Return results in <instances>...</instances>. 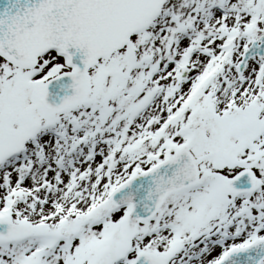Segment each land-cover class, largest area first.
Segmentation results:
<instances>
[{"label":"snow or ice","instance_id":"1","mask_svg":"<svg viewBox=\"0 0 264 264\" xmlns=\"http://www.w3.org/2000/svg\"><path fill=\"white\" fill-rule=\"evenodd\" d=\"M0 264H264V0H0Z\"/></svg>","mask_w":264,"mask_h":264}]
</instances>
